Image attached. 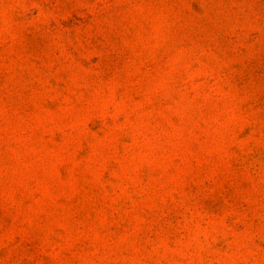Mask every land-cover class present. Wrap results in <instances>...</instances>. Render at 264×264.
Masks as SVG:
<instances>
[{"label":"rangeland","instance_id":"1","mask_svg":"<svg viewBox=\"0 0 264 264\" xmlns=\"http://www.w3.org/2000/svg\"><path fill=\"white\" fill-rule=\"evenodd\" d=\"M0 264H264V0H0Z\"/></svg>","mask_w":264,"mask_h":264}]
</instances>
